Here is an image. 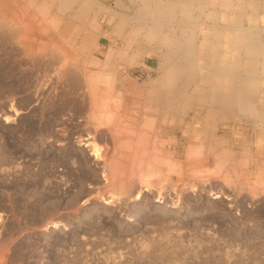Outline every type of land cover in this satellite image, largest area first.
Returning <instances> with one entry per match:
<instances>
[{
  "label": "rangeland",
  "instance_id": "374dc122",
  "mask_svg": "<svg viewBox=\"0 0 264 264\" xmlns=\"http://www.w3.org/2000/svg\"><path fill=\"white\" fill-rule=\"evenodd\" d=\"M178 1L172 0L173 3ZM132 2L92 0L88 10L90 18L86 25L81 24L90 29L91 23H97L107 29L108 24H116L113 15L133 16L135 4ZM232 2L234 10L245 14L240 24H233L227 17L233 9L223 11L213 5L207 12L216 9L222 19L213 23L206 17V11H194L193 25L201 28L200 32L211 24L217 29L248 30L250 27L259 31L264 50V0ZM3 3L11 8L13 1L3 0ZM82 4L78 1L71 9L60 12L58 1H48V16L58 18L60 30L70 24L80 27V19L75 14ZM254 7H258V11L252 10ZM259 16L263 19L260 24L257 23ZM183 20L178 17L173 23L162 22L158 28L166 33L169 28L175 30V26L176 30L192 26ZM134 24L137 22L132 20L130 25ZM146 24L145 30L153 26ZM48 26L47 29H51ZM9 28L0 30V254L8 256V264H264V127L260 122L240 116L237 134L232 137L236 140L233 157L237 165L234 163L224 170L237 180L235 185L212 179L206 172V169L211 170L210 158L188 159L184 145L174 151L172 146L178 141L174 140L173 145L169 135L155 127L145 131L149 149L160 150L163 158L181 165L188 187L182 192L158 191L155 186L146 190L139 184L129 187L127 193L111 197L116 189H105L104 163L125 159L124 165L128 167V157L116 148L117 143L107 127L98 129L93 123L96 115L91 111L83 74L78 69L73 70L78 78L74 85L60 69L61 49H69L68 69L78 61L73 57V50L61 38L55 41L52 51L48 50L53 34L34 33L32 38L37 40L31 42L30 37L25 40L23 34H15L13 28ZM232 59L228 58L230 62L236 61ZM158 65L156 57L145 53L136 62L120 67L127 78L146 86L157 76ZM240 76L243 77L237 75ZM103 78L109 76L105 74ZM263 84L248 86L251 93L253 89L259 96L260 102L264 99ZM116 93L121 94L123 103L127 102L128 106L136 97L135 93L127 94L122 86ZM263 99L259 102L260 108L264 107ZM126 108L124 112L114 104L110 112L121 111L119 114L125 123L131 116L137 118L139 114L131 115ZM225 127L228 132V126ZM120 138L125 136L122 134ZM86 142H96L105 149L103 160L92 155ZM162 170L167 172L168 169L163 166ZM196 170H203L202 175L197 176ZM201 176L207 179L203 178L205 195L193 188ZM139 190H142L140 197L136 198ZM160 208L176 211L178 217L167 218ZM177 246L181 249L172 252Z\"/></svg>",
  "mask_w": 264,
  "mask_h": 264
},
{
  "label": "bare ground",
  "instance_id": "6f19581e",
  "mask_svg": "<svg viewBox=\"0 0 264 264\" xmlns=\"http://www.w3.org/2000/svg\"><path fill=\"white\" fill-rule=\"evenodd\" d=\"M12 1L10 8L4 5L3 0H0V30H9V27H12L15 34H23L25 40L30 37L31 42L37 40L32 38L34 33L53 34L49 39V46H47L50 51L54 49L53 46L56 45L59 38L65 41L68 47L73 50V57H77L78 61L72 63L74 66L68 69L66 57L69 49H61L59 54L60 69L68 75L74 85H77L78 78L73 70L78 69L83 74L81 75L86 84L91 111L96 115L93 123L98 129L102 126L107 127L112 139L117 143L116 148L124 151L125 156L128 157L126 158L128 167L124 165L125 159H122L123 161L120 159L104 160V169L106 170L104 171L107 172V178H104L106 179L105 189H116L111 197H115V194L127 193L129 187H135L139 184L145 189L155 186L158 191L170 189L175 192H182L184 187H188V182L184 180L181 165L163 158L160 155V150L149 149L145 131L149 128L154 130L155 127L167 133L173 145L174 140L178 141L177 145L172 146L174 151H177L179 146L184 145L187 149L185 152L188 159L208 160L210 158L212 160L211 170L205 169L206 172L210 173L208 175L212 179L223 180L222 182L228 186L236 184L237 180H234L224 170L227 166L233 167L236 162L233 157V145L235 147L236 140L234 141L232 137L237 134L236 129L240 116L246 117L249 121H258L260 126L264 127V110H262L264 107H261L262 109L259 107L260 101L257 99L259 96L253 93L254 90L252 89L251 93L248 89V86L264 83L263 41L261 37L259 38V31L250 29V27H248L250 30L217 29L215 25L212 26L213 24H211L206 31L202 30L205 31L202 35V31H199L201 28L196 29L193 25L194 11L204 13L206 11V17L213 23H217L220 17L222 19L221 12L216 9L207 12V9L210 6L213 8V5H218L222 10L231 11L234 6L232 0H222L221 2L218 0H201L199 2L182 0L179 2L177 0V3H173L172 0L171 2L133 0L132 3L135 4L133 16L113 15L116 24H108L107 29L102 28L97 23H91L90 29L83 26L86 25V20L90 18L88 10L91 8L92 0ZM48 1H58L57 7L60 12L71 9L78 1L84 3L79 12L75 14V17L80 19V27L70 24L60 30L57 27L59 26L56 20L58 18L48 16ZM252 10L258 11V7H254ZM7 11L10 14H7ZM244 15L242 11L237 12L234 9L231 14L227 13V17L231 18L233 24H240ZM178 17L188 21L186 23L192 26L188 28L185 26L186 28L180 29L181 27L179 28L177 25L178 30L175 26L173 28L175 30H169V28L166 33L158 28L162 22L173 23ZM250 17L252 18V16ZM132 20L136 21L137 24L131 26ZM262 21L263 19L259 16L257 23L260 24ZM147 22L153 25L149 30H147L148 28L145 30ZM47 25L51 29H47ZM243 28L245 29V27ZM145 32L147 34H144ZM66 33L71 35L66 36V38L64 36ZM151 41L154 42L153 45H151ZM145 53L156 57L159 71L157 76L150 81V84L143 86L139 85L137 80L127 78L122 73L121 67L136 62L141 57L143 58ZM233 57L236 59L235 62H232ZM228 58H231L232 61L230 62ZM105 74L109 76L108 79L103 78ZM237 75H243V77H237ZM120 86L127 94L128 92L136 94L129 106L127 102H124L126 104L123 103L121 94L116 93ZM124 94L123 97L127 95ZM262 99H260L261 102ZM114 104L119 110L125 112L124 108L127 107L131 115L136 113L139 115L137 118L133 116L128 118L127 115L128 121L125 123L120 117L119 112L121 113V111L117 114L110 112V108ZM121 125L123 126L121 127ZM225 126H228V132H226ZM122 134L125 136L124 139L120 138ZM148 138L150 139V137ZM85 145L91 147L92 155L97 160H103L105 149L102 150V147L96 142H86ZM118 155L117 157H120ZM243 162L245 163V161ZM163 166H166L167 172L162 170ZM203 170H196L198 175L197 172L195 174L197 176L202 175ZM203 178L201 176L199 181L197 180L198 182L194 186L192 185L199 191L200 195L206 191L205 180L207 179L204 178V180ZM252 183L254 184V182ZM261 187L263 186L261 185ZM141 191L136 192V198L140 197ZM218 194L216 197H219ZM70 199L68 201L71 202ZM160 211L167 218L177 216L176 211H170L166 208H160ZM179 249L181 248L179 247ZM179 249L178 246L173 247L174 251L172 252H178ZM0 264H8V256L3 252L0 254Z\"/></svg>",
  "mask_w": 264,
  "mask_h": 264
}]
</instances>
